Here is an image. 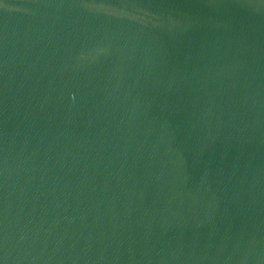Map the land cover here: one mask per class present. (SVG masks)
<instances>
[{"label":"water","instance_id":"95a60500","mask_svg":"<svg viewBox=\"0 0 264 264\" xmlns=\"http://www.w3.org/2000/svg\"><path fill=\"white\" fill-rule=\"evenodd\" d=\"M0 264H264V0H0Z\"/></svg>","mask_w":264,"mask_h":264}]
</instances>
